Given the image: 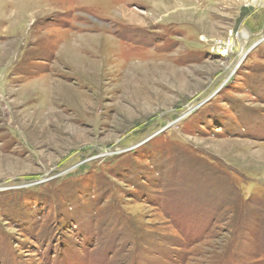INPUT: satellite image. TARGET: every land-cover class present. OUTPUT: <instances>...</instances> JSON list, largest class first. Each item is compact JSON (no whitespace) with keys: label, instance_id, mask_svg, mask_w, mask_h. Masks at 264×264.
Wrapping results in <instances>:
<instances>
[{"label":"rangeland","instance_id":"374dc122","mask_svg":"<svg viewBox=\"0 0 264 264\" xmlns=\"http://www.w3.org/2000/svg\"><path fill=\"white\" fill-rule=\"evenodd\" d=\"M0 264H264V0H0Z\"/></svg>","mask_w":264,"mask_h":264},{"label":"bare ground","instance_id":"6f19581e","mask_svg":"<svg viewBox=\"0 0 264 264\" xmlns=\"http://www.w3.org/2000/svg\"><path fill=\"white\" fill-rule=\"evenodd\" d=\"M257 1V0H256Z\"/></svg>","mask_w":264,"mask_h":264}]
</instances>
